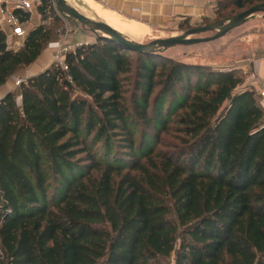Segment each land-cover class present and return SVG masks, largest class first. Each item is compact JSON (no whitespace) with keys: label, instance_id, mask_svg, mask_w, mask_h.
I'll return each mask as SVG.
<instances>
[{"label":"trees","instance_id":"16d2710c","mask_svg":"<svg viewBox=\"0 0 264 264\" xmlns=\"http://www.w3.org/2000/svg\"><path fill=\"white\" fill-rule=\"evenodd\" d=\"M224 3L219 21L264 0ZM54 39L39 25L9 48L0 28V88ZM160 56L98 38L0 98V264H264L258 95Z\"/></svg>","mask_w":264,"mask_h":264},{"label":"rangeland","instance_id":"374dc122","mask_svg":"<svg viewBox=\"0 0 264 264\" xmlns=\"http://www.w3.org/2000/svg\"><path fill=\"white\" fill-rule=\"evenodd\" d=\"M33 11L35 16V25H45L48 28H52L55 35V39L51 42L60 41L63 47L76 48V46H86L97 42L99 33L95 34L88 29L82 27L77 22L70 20L62 16L55 8L54 1L52 0V7L55 12L52 14L49 9L45 14H40L37 8L40 5V1L33 0ZM213 16L203 17L196 21L189 18L176 19L169 22H162L160 24H149L140 20L127 19L120 14H117L107 7H101L95 3H91L87 0H67L75 9L88 18L103 22L121 32L128 39L135 43L146 44L155 39H165L173 36L182 35L185 31L191 30L200 26L211 24L219 21V15L225 16L230 13L229 11H221V7L217 9V5L225 4L226 0H212ZM219 3V4H218ZM256 4V3H254ZM253 4V5H254ZM252 5L246 6L244 9L234 11L229 17L220 19L225 20L235 15L242 13L249 9ZM57 18V20H56ZM27 25H25V28ZM34 26H31L33 28ZM29 28V29H31ZM211 34L201 35L199 37H207ZM24 39L20 37H13L6 40L9 48L17 49L23 45ZM162 59H158L159 62L172 61L193 65H201L211 67L215 70H234L237 75L243 80V83L236 89V91H242L246 89L254 90L251 84L256 80L262 82L264 65V18L258 17L251 20L243 26L234 29L226 36L213 42L198 44L193 46H176L164 51L161 56ZM132 58V73L136 70L138 57L136 54L131 55ZM53 65V54L48 45L41 54V56L30 66L19 71L8 82L12 83L16 78L28 79L30 76H35L48 67ZM159 71V69H157ZM131 73V75H132ZM130 81L126 83L127 87V102L132 108L130 95L133 88V75L128 77ZM19 88L13 87L16 90L14 93L17 95V101L19 100ZM160 86H157L153 92V96L149 101V112L153 110L154 94L158 93ZM255 91V90H254ZM258 95V94H257ZM258 100L261 98L258 96ZM168 105V104H167ZM167 105L164 107V113H166ZM264 111V110H263ZM178 112V111H177ZM139 136V135H138ZM137 136V137H138ZM161 139L164 143H167L169 138L166 135H162ZM159 149L161 147H158ZM98 150V149H96ZM99 154L101 151L98 150ZM100 157V155H99Z\"/></svg>","mask_w":264,"mask_h":264},{"label":"water","instance_id":"95a60500","mask_svg":"<svg viewBox=\"0 0 264 264\" xmlns=\"http://www.w3.org/2000/svg\"><path fill=\"white\" fill-rule=\"evenodd\" d=\"M56 10L64 17L73 20L82 27L95 34L99 33L98 38L116 43L126 50L142 55H161L164 51L176 46H193L216 41L223 38L236 28L243 26L258 17L264 18V3L254 6L242 13L185 31L182 35L173 36L165 39H155L146 44L135 43L127 36L115 30L106 23L94 21L75 9L67 0H53ZM211 34L207 37L201 35Z\"/></svg>","mask_w":264,"mask_h":264},{"label":"crops","instance_id":"0c3cea01","mask_svg":"<svg viewBox=\"0 0 264 264\" xmlns=\"http://www.w3.org/2000/svg\"><path fill=\"white\" fill-rule=\"evenodd\" d=\"M5 1L13 2L15 0ZM212 2V0H110L106 5H97L107 7L115 13L127 19H131V21L140 20L149 24H160L162 22H169L174 18H189L196 21L203 17H212ZM35 16L36 14L32 10L26 26L28 29L31 28V26H36L34 23L36 20ZM4 19V15L0 13V28L3 31L9 32L10 29L5 25ZM22 39L25 40V38ZM11 84L12 83L7 81V83L0 88V98L6 93H13L16 91L12 89L13 85ZM251 86H253L255 92L258 93L260 90L264 89V80L259 83L255 80ZM259 104L264 110V100L261 99Z\"/></svg>","mask_w":264,"mask_h":264},{"label":"built area","instance_id":"2783aa9c","mask_svg":"<svg viewBox=\"0 0 264 264\" xmlns=\"http://www.w3.org/2000/svg\"><path fill=\"white\" fill-rule=\"evenodd\" d=\"M84 1V0H81ZM95 4L106 5L110 0H87ZM34 7V2L32 0H15L13 2H8L5 0H0V13L4 15L5 25L10 29L9 32L4 31L6 38L10 39L13 37L25 38L29 29L25 28L28 21L22 22L20 15L16 12L31 13ZM78 46H76L77 48ZM70 47H63L60 41H56L48 44V49L52 51L53 54V64L60 67L63 71L67 70V65L65 62L66 54L72 52L76 49ZM264 65V61L262 62ZM27 79L16 78L13 81V87L21 86L26 83ZM258 96L264 100V89L260 90Z\"/></svg>","mask_w":264,"mask_h":264},{"label":"bare ground","instance_id":"6f19581e","mask_svg":"<svg viewBox=\"0 0 264 264\" xmlns=\"http://www.w3.org/2000/svg\"><path fill=\"white\" fill-rule=\"evenodd\" d=\"M90 2V1H89ZM92 3V2H91Z\"/></svg>","mask_w":264,"mask_h":264}]
</instances>
